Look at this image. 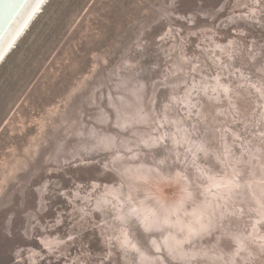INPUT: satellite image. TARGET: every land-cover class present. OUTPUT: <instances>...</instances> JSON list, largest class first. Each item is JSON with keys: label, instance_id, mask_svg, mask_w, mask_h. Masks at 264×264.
I'll use <instances>...</instances> for the list:
<instances>
[{"label": "rangeland", "instance_id": "374dc122", "mask_svg": "<svg viewBox=\"0 0 264 264\" xmlns=\"http://www.w3.org/2000/svg\"><path fill=\"white\" fill-rule=\"evenodd\" d=\"M262 175L264 0H48L0 68V264H264Z\"/></svg>", "mask_w": 264, "mask_h": 264}, {"label": "water", "instance_id": "95a60500", "mask_svg": "<svg viewBox=\"0 0 264 264\" xmlns=\"http://www.w3.org/2000/svg\"><path fill=\"white\" fill-rule=\"evenodd\" d=\"M44 0H0V60Z\"/></svg>", "mask_w": 264, "mask_h": 264}, {"label": "clouds", "instance_id": "9594fccd", "mask_svg": "<svg viewBox=\"0 0 264 264\" xmlns=\"http://www.w3.org/2000/svg\"><path fill=\"white\" fill-rule=\"evenodd\" d=\"M261 179L264 180V175L261 176ZM245 197L246 193L241 195L238 191H232L231 194L225 193L222 198L217 199L209 211V218L219 222L222 218L226 219L231 215L239 217L240 205L245 203ZM261 201L264 203V195H261Z\"/></svg>", "mask_w": 264, "mask_h": 264}, {"label": "bare ground", "instance_id": "6f19581e", "mask_svg": "<svg viewBox=\"0 0 264 264\" xmlns=\"http://www.w3.org/2000/svg\"><path fill=\"white\" fill-rule=\"evenodd\" d=\"M48 2V0H44L41 5L39 6V8L36 10V12L34 13V15L31 17V19L29 20V22L26 24V26L23 28V30L21 31V33L18 35V37L16 38V40L13 42V44L11 45V47L8 49V51L5 53V55L2 57V59L0 60V67L3 64V62L6 60V58L9 56V54L12 52V50L15 48V46L17 45V43L20 41V39L25 35L27 29L29 28V26L34 22V20L36 19L37 15L41 12V10L43 9V7L45 6V4Z\"/></svg>", "mask_w": 264, "mask_h": 264}, {"label": "crops", "instance_id": "0c3cea01", "mask_svg": "<svg viewBox=\"0 0 264 264\" xmlns=\"http://www.w3.org/2000/svg\"><path fill=\"white\" fill-rule=\"evenodd\" d=\"M45 5H46V4H45ZM43 8H44V7H43ZM29 27H30V26H29ZM28 29H29V28H28ZM28 29H27V30H28Z\"/></svg>", "mask_w": 264, "mask_h": 264}, {"label": "trees", "instance_id": "16d2710c", "mask_svg": "<svg viewBox=\"0 0 264 264\" xmlns=\"http://www.w3.org/2000/svg\"><path fill=\"white\" fill-rule=\"evenodd\" d=\"M4 62H5V61H4ZM4 62H3V63H4ZM2 65H3V64H2ZM2 65H1V66H2ZM0 68H1V67H0Z\"/></svg>", "mask_w": 264, "mask_h": 264}]
</instances>
